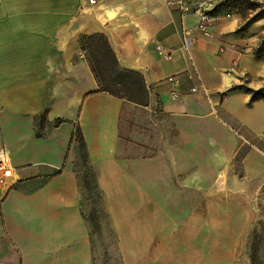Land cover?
Returning a JSON list of instances; mask_svg holds the SVG:
<instances>
[{"label": "crops", "instance_id": "0c3cea01", "mask_svg": "<svg viewBox=\"0 0 264 264\" xmlns=\"http://www.w3.org/2000/svg\"><path fill=\"white\" fill-rule=\"evenodd\" d=\"M242 20L236 10L218 8L202 35L195 15L183 16L164 0H0V144L18 182L0 201V264H93L70 165L76 124L122 264H240L235 242L253 219L251 187L264 182V98L251 99V90L264 88V19L246 26ZM95 33L108 38L123 68L143 75V108L159 104L171 120L161 152L167 158L153 157L158 165L148 171L153 184L144 180L149 158L129 154L132 144L123 137L134 108L98 91L81 51L82 37ZM170 75L181 77L178 99L169 94ZM160 178L199 194L184 220L161 201ZM231 219L236 231L224 232Z\"/></svg>", "mask_w": 264, "mask_h": 264}, {"label": "rangeland", "instance_id": "374dc122", "mask_svg": "<svg viewBox=\"0 0 264 264\" xmlns=\"http://www.w3.org/2000/svg\"><path fill=\"white\" fill-rule=\"evenodd\" d=\"M218 8L236 10L237 13L242 15L244 25H247L249 21L264 19V0H218L216 10ZM263 48L264 41H262L261 49L263 50ZM125 102L134 108L132 114L127 117L126 131L124 130L123 134V137L131 142L130 145L132 144L129 146L128 153L140 155L145 159L149 158V161L145 162L148 166H145L144 180L149 184H153L155 177L153 178L152 173H148V171H151V168L157 164L152 162V158L161 156V152H166L167 150V140L172 136V129H170L169 124L171 120L167 114L162 112L159 104L147 109L143 107H148L149 104L140 106L128 100H125ZM41 122H43L44 126L46 125L45 121L42 120ZM261 138L264 143V136H261ZM81 157H83V153L76 145L75 151L70 155L72 168L84 170L81 167L83 159ZM162 157L167 158L166 156H161V159ZM233 168L240 173L241 168L238 161H235ZM51 173L45 174L34 185L43 182ZM80 175H84V172L81 171ZM208 181L211 183L213 179L208 178ZM158 184L159 186H156V189H159L160 199L163 204L168 206L169 209L167 211L181 221L190 212H193L200 201L199 194L193 191L180 192L174 190L171 186L169 187L167 179H158ZM233 185L237 186L236 183H233ZM251 188L255 191L253 219L246 230L240 233V235L244 234L241 235V241L237 242L236 240L235 245H237L236 248L239 251L240 264H264V182L254 183ZM82 189V210L89 221L91 229L93 264H122L117 247V236L111 224L105 197L98 193L94 183H91L90 187L87 183H84ZM210 196L213 195L209 194L208 197ZM229 221L231 229L224 227V232H235L236 219ZM225 248L227 249V246Z\"/></svg>", "mask_w": 264, "mask_h": 264}, {"label": "trees", "instance_id": "16d2710c", "mask_svg": "<svg viewBox=\"0 0 264 264\" xmlns=\"http://www.w3.org/2000/svg\"><path fill=\"white\" fill-rule=\"evenodd\" d=\"M244 26H246V24ZM80 48L85 54L90 68L98 83V91L110 93L123 100H128L140 106H147L149 104V90L143 75L136 71L123 68L120 65L117 55L111 47L108 38L104 34L95 33L82 37L80 41ZM251 93L252 100L264 98V88L259 90H251ZM42 120L45 121L44 113L36 117V135L38 137L42 136L41 129L44 127L43 122H41ZM62 122H64L63 119H56L54 121V125L58 126ZM76 145H78V149L83 153V157H81L83 158L81 161V167L84 170L73 168L79 181L81 192L80 205L82 209V188L84 183H87L89 187L91 183H94L95 189L98 191V193L101 196H104V194L98 185L97 172L90 160L83 132L78 124L75 125L71 140V153L75 151ZM81 171L84 172V175H80ZM58 172L59 171H53L50 175L57 174ZM83 216L89 225V221L84 212ZM89 230V235L91 237L90 225Z\"/></svg>", "mask_w": 264, "mask_h": 264}, {"label": "built area", "instance_id": "2783aa9c", "mask_svg": "<svg viewBox=\"0 0 264 264\" xmlns=\"http://www.w3.org/2000/svg\"><path fill=\"white\" fill-rule=\"evenodd\" d=\"M96 3L97 0H89ZM169 6L175 7L181 15H195L197 31L202 35L209 34V27L214 20V13L218 6V0H164ZM175 52L164 53L166 58H171ZM188 78H192L189 74ZM170 86L169 94L172 99H178L181 95V77L170 75L166 78ZM192 91H198L199 86L193 85ZM16 169L13 165L11 155L5 145L0 144V201L17 185L15 180Z\"/></svg>", "mask_w": 264, "mask_h": 264}]
</instances>
